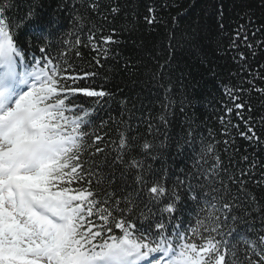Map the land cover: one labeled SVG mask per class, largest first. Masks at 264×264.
Masks as SVG:
<instances>
[{"label":"snow or ice","instance_id":"obj_1","mask_svg":"<svg viewBox=\"0 0 264 264\" xmlns=\"http://www.w3.org/2000/svg\"><path fill=\"white\" fill-rule=\"evenodd\" d=\"M258 6L264 11V0ZM168 7L150 0L144 20L165 24L158 9ZM37 8L30 0L19 15L18 0H0V264H264V165L258 173L255 158L244 155L241 166L229 154L239 151L229 129L264 147V104L258 116L251 104L254 94L264 98V64L248 63L264 39H249L252 16L231 37L236 82L221 83L216 102L227 138L198 131L195 102L177 88L187 87L183 77L165 79L176 47L169 31V57L150 77L163 90L159 112L140 118L152 139L138 140L131 118L97 123L115 97L98 69L119 43L116 29L100 33L120 7L61 0L57 18L67 13L71 29L58 40L52 27L33 23ZM216 16L223 32L222 7ZM262 31L264 23L251 35ZM81 47L95 53L88 68ZM177 111L185 126L171 135Z\"/></svg>","mask_w":264,"mask_h":264},{"label":"trees","instance_id":"obj_2","mask_svg":"<svg viewBox=\"0 0 264 264\" xmlns=\"http://www.w3.org/2000/svg\"><path fill=\"white\" fill-rule=\"evenodd\" d=\"M29 2L30 0H18L19 15H23ZM60 2L61 0H38V16L33 22L40 24L45 31L48 27H52L54 40H58L71 29L67 13L57 18V6ZM101 2L105 5H118L121 11L108 23L98 21L104 23V31L100 34L109 35L110 29L114 28L116 29L114 38L118 39L119 43L109 46L111 48L109 59L102 61L105 64L104 68L98 69L101 76L107 73V81L104 83L115 93V97L110 107L99 113L97 123L101 119L108 121L109 115L116 121L131 118L130 122L134 124L133 131L137 134V139H152L148 136L145 125L140 123V118L142 116L146 118L149 113L155 116L159 112V100L162 98L163 90L157 87L155 82L150 81V77L158 70V63H164L165 58L169 57V31H171L176 47L170 57L171 72L166 74L165 79L170 75L175 83L177 77H183L187 87L180 88L177 85V88L179 92H186L195 102L190 114H194L198 131L207 135L208 129H211L216 139L227 138L221 135L222 126L216 118L220 115L216 110L219 107L216 102L223 97L220 84L236 82V78L230 74L237 70L238 65L233 61L235 52L230 50L228 45L237 27L246 23L245 13L251 15L255 22L248 27L249 39L253 42L264 39V31L258 32L255 37L251 35L255 27L264 23V11L258 6L259 0H167L169 7L165 10L158 9L164 17L165 24L156 25H148L144 20L147 14L146 5L150 0H101ZM164 2L165 0H157V4ZM220 7L224 10L223 32L216 26V13ZM173 17H176L175 23L172 22ZM23 34H30V30L26 28ZM68 38L74 39V37ZM80 51L84 56L83 66L88 68L87 61L91 60L95 53L84 47H81ZM237 51L249 55L247 48L241 47ZM68 56L72 58L73 52L70 51ZM75 62L81 63L79 59ZM248 63L253 67L264 64V48H258L255 58H249ZM209 68L215 70V76L209 73ZM257 83L264 87V82L257 81ZM121 100L128 101L126 109L121 107ZM251 104L253 115L258 116L261 114L264 98L254 94L251 97ZM231 119L234 123H240L243 130V123L235 113L232 114ZM184 126V116L177 111L169 133L181 134ZM229 131L236 140L231 148L239 149L238 152L230 150L229 154L241 166H243L241 158L244 155L255 158L258 161L259 173V165H264V147L259 149L250 147L248 141L235 135L236 129ZM112 135L115 138V131ZM219 147L223 149L224 145L221 144ZM171 154L175 155L174 152ZM175 163L184 167L190 161L177 158ZM253 191L258 197L261 196V188L253 186ZM185 206L189 211L192 210L191 202H186ZM185 215L187 216V212Z\"/></svg>","mask_w":264,"mask_h":264}]
</instances>
